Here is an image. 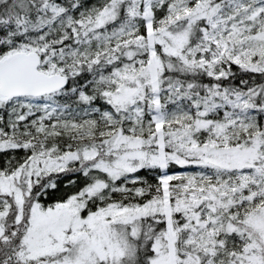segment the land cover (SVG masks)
<instances>
[{
  "label": "snow or ice",
  "instance_id": "obj_1",
  "mask_svg": "<svg viewBox=\"0 0 264 264\" xmlns=\"http://www.w3.org/2000/svg\"><path fill=\"white\" fill-rule=\"evenodd\" d=\"M0 264H264V0H0Z\"/></svg>",
  "mask_w": 264,
  "mask_h": 264
}]
</instances>
